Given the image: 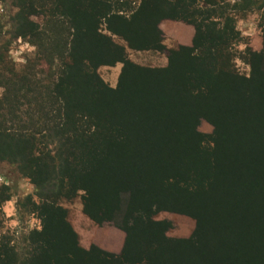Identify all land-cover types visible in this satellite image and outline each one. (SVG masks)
Listing matches in <instances>:
<instances>
[{"label": "trees", "instance_id": "obj_1", "mask_svg": "<svg viewBox=\"0 0 264 264\" xmlns=\"http://www.w3.org/2000/svg\"><path fill=\"white\" fill-rule=\"evenodd\" d=\"M248 4L16 0L35 54L9 79L0 53V163L34 185L25 204L40 229L23 256L0 238V264H264V33L245 52L249 75L235 66L233 14ZM164 21L192 26V44L167 48ZM128 50L167 65L139 66ZM119 64L113 88L98 70ZM81 192L89 220L124 232L119 254L80 245L61 202ZM10 200L1 186L0 205ZM161 213L194 220L193 234L170 238Z\"/></svg>", "mask_w": 264, "mask_h": 264}, {"label": "rangeland", "instance_id": "obj_2", "mask_svg": "<svg viewBox=\"0 0 264 264\" xmlns=\"http://www.w3.org/2000/svg\"><path fill=\"white\" fill-rule=\"evenodd\" d=\"M242 0H230L241 2ZM249 8L245 11H235L233 14L236 19V27L240 32V42L236 45L235 58L236 69L242 75H249L250 66L245 61V52L247 49L253 52H260L263 48V29H264V0H250ZM0 53L4 54L5 66L12 71L8 73L9 79L12 74H23L27 67H32L35 48L28 39L17 35L18 21L22 18L20 9L16 6V0H0ZM36 23L41 24V18H35ZM181 25H186L180 23ZM164 32V44L169 49H177L180 41L178 35L182 29L177 26L176 22L165 21L161 25ZM117 43L125 45L124 42L116 39ZM128 56L132 62L142 67L158 68L167 65V56L165 54L149 51L134 52L128 50ZM55 67V66H54ZM42 67H39L40 70ZM122 65L116 67H101L98 70L99 76L110 87H116ZM42 69H48L44 65ZM30 70V69H29ZM40 77L43 74L40 73ZM3 87L0 88V96L3 94ZM200 131L204 134H211L213 131L205 121L200 125ZM7 186L10 189L11 200L0 205V238L8 237L12 239L14 246L23 256L27 249V239L30 232L34 229H40V221L31 213L30 207L25 204L28 196L36 198V189L29 179L24 178L16 166L8 163H0V187ZM73 201H62L61 205L68 210V221L74 230L80 232V245L83 248L99 243L101 245L108 243L115 236L117 229L112 223H105L102 226L96 225L83 214V205L81 196ZM157 220L170 221L173 224L172 229L168 232L170 238L187 239L195 230V221L182 215L161 213L156 217ZM33 221L38 222L33 223ZM77 233V231H76ZM78 234V233H77ZM86 249V248H85Z\"/></svg>", "mask_w": 264, "mask_h": 264}, {"label": "crops", "instance_id": "obj_3", "mask_svg": "<svg viewBox=\"0 0 264 264\" xmlns=\"http://www.w3.org/2000/svg\"><path fill=\"white\" fill-rule=\"evenodd\" d=\"M176 23H177V26L182 29V33H180L178 35V37H179L178 40L180 41L179 46H182V45L190 46L192 44V40H193L194 33H195L194 28L192 26H189V25H181L180 26V23H178V22H176ZM163 67H165V66H163ZM76 231H77L78 235L80 236V232L78 230H76ZM113 233H114L115 237L112 240H109L108 243L103 244V245L96 243V246H98L101 249L108 251L110 253L119 254L123 248V245H124L125 234H124V232H122L119 229H116L115 232H113ZM81 244L83 247V243H81ZM84 248L88 249V247H84Z\"/></svg>", "mask_w": 264, "mask_h": 264}, {"label": "clouds", "instance_id": "obj_4", "mask_svg": "<svg viewBox=\"0 0 264 264\" xmlns=\"http://www.w3.org/2000/svg\"><path fill=\"white\" fill-rule=\"evenodd\" d=\"M3 9L2 8H0V11H2ZM33 223H37L38 224V222H36V221H33Z\"/></svg>", "mask_w": 264, "mask_h": 264}]
</instances>
